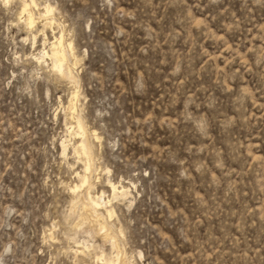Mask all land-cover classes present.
Listing matches in <instances>:
<instances>
[{
	"label": "rangeland",
	"instance_id": "1",
	"mask_svg": "<svg viewBox=\"0 0 264 264\" xmlns=\"http://www.w3.org/2000/svg\"><path fill=\"white\" fill-rule=\"evenodd\" d=\"M117 256L264 264V0H0V264Z\"/></svg>",
	"mask_w": 264,
	"mask_h": 264
},
{
	"label": "bare ground",
	"instance_id": "2",
	"mask_svg": "<svg viewBox=\"0 0 264 264\" xmlns=\"http://www.w3.org/2000/svg\"><path fill=\"white\" fill-rule=\"evenodd\" d=\"M30 2V1H29ZM30 3H33L32 1ZM29 4V3H28ZM27 3H23L22 5V8H21V15H24V20H26L27 22V25L28 26H31L33 23H34V18H33V15L30 13V11L27 9L28 8V5ZM35 5V4H34ZM50 8H48L47 6L43 9V14L44 15H48L49 12H51L49 10ZM57 39V38H56ZM55 44V45H54ZM62 38L59 37L55 43H53L54 45V48L51 49V52L50 54L48 55L49 56V59L51 60L52 62V69L54 71L57 72V74H59L60 76H62V78L65 79V77L69 78L68 80L72 79L71 78V73H70V69L66 66V53L65 51L62 49ZM52 46V45H51ZM69 46V45H68ZM70 47V46H69ZM44 55L46 56L47 54L44 53ZM47 57V56H46ZM66 78V79H67ZM72 100V99H71ZM75 125H76V128L78 130V135H80V140L78 141V146L76 147L78 149V151L81 153V155L86 159V166H85V171H89L90 169V164H89V161H90V157H91V151H90V147H88L87 143H86V140L83 138L84 136V130L81 126V123L79 120H76L75 122ZM64 149V147H63ZM88 174V173H87ZM84 185H88V178L86 176H84L81 180V185L80 186H84ZM78 187V186H77ZM77 187H74V189L77 190ZM85 187V186H84ZM108 189L110 190V192L113 194V196L117 195V194H122L123 195V188L120 187H116V185L112 184V183H109L108 184ZM81 188V187H80ZM73 189V190H74ZM86 189V188H85ZM75 191V190H74ZM85 194V192H83ZM79 195V194H78ZM82 196V194H81ZM80 196V197H81ZM84 196V195H83ZM86 197L87 200L85 201V206H84V211H85V215H86V221L87 223H89L90 225H94L95 223H98L100 226V231L101 234L99 233V236L101 235L102 237H107V231H106V228L104 226V224L100 223V214H99V208H100V205L102 204H99L98 200L100 199V197H95L92 198L90 196V193H89V190L86 191ZM85 197V198H86ZM79 198V197H78ZM80 199V198H79ZM83 200V199H82ZM80 201V200H79ZM81 204V203H80ZM79 206V205H78ZM80 207H83L82 205ZM82 211V210H81ZM106 214H109L110 211L109 210H105ZM109 216V215H108ZM111 216V215H110ZM92 228V227H91ZM99 228V227H97ZM99 230V229H98ZM110 234V233H109ZM98 235V234H97ZM110 235H108L109 237ZM101 237V238H102ZM113 237H111V240H112ZM113 242V241H112ZM112 247H114V244L112 243L111 244ZM120 261V257L117 256L116 259H115V262H106V264H117L118 262ZM120 263V262H119Z\"/></svg>",
	"mask_w": 264,
	"mask_h": 264
}]
</instances>
